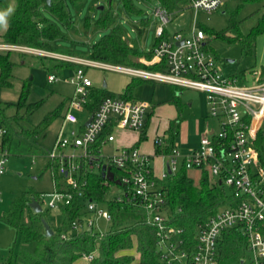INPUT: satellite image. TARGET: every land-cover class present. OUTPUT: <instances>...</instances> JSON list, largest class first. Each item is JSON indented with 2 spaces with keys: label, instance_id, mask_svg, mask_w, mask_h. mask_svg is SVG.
I'll use <instances>...</instances> for the list:
<instances>
[{
  "label": "built area",
  "instance_id": "1",
  "mask_svg": "<svg viewBox=\"0 0 264 264\" xmlns=\"http://www.w3.org/2000/svg\"><path fill=\"white\" fill-rule=\"evenodd\" d=\"M264 1V0H263ZM195 9L214 10L226 4V0H188ZM155 13L161 23L156 27V43L152 59H143L146 64H159V69L112 64L61 54L77 67L69 80L76 86V96L69 99L63 115L66 123H77L79 118L74 108L87 109L89 117L70 135L60 132L54 144L61 153L54 150L46 153L56 163V172L64 177L65 189L60 190L54 181L52 193L42 192L40 198L51 196L49 208L59 210L63 204L85 199L87 178L82 175L83 164L87 169L110 166L115 181H105L109 185H121L123 194L116 197L130 205V216L141 215L153 222L156 229L157 249L163 264H219V254L223 232L236 228L242 236V248L250 253L252 264H264V162L260 156L257 141L264 144V76H257L252 82L238 83L231 77H224L216 67L214 57L207 50L206 32L197 24L188 35L182 31L170 33L168 24L172 13L163 5ZM39 47L0 42V50L37 51ZM84 66L114 67L134 76L169 82L179 87L192 88L207 94L210 115L221 116L220 130L209 131L202 136L198 146L187 154H181L173 146L170 151H160L166 156L172 173L178 172V161L182 167L199 168L225 187H229L239 200L232 205L220 207L213 215L200 222L193 237H187L183 227L171 223L165 190L160 182L164 177L156 175L152 164L154 154L142 151L136 145L119 146L110 153L104 152L102 144L115 140L113 129L129 128L140 130L146 124L147 111L151 104L139 99L106 96L92 112L86 103L90 96L92 79L86 74ZM49 80L57 79L49 73ZM92 116L88 125L87 120ZM112 125L113 131L104 135L101 145L97 146L106 126ZM5 132L0 128V135ZM157 145L164 147V137L157 136ZM72 147L66 153L64 148ZM9 153L0 148V173ZM156 155V154H155ZM118 169L121 173H116ZM168 171L164 176L168 175ZM38 201L42 202L38 199ZM85 206L74 221V229L96 227L98 218L113 220V213L98 201L87 198ZM124 212V210H120ZM93 258V252L86 255Z\"/></svg>",
  "mask_w": 264,
  "mask_h": 264
},
{
  "label": "rangeland",
  "instance_id": "2",
  "mask_svg": "<svg viewBox=\"0 0 264 264\" xmlns=\"http://www.w3.org/2000/svg\"><path fill=\"white\" fill-rule=\"evenodd\" d=\"M226 1L222 7L210 11L197 10L189 2H185L182 8L172 13L168 29L170 33L182 31L188 35L196 23L198 28L204 29L206 32V48L214 57L219 72L224 77H231L236 82L242 83L244 81L243 72L264 65V31L256 37L252 53L244 49L239 38L241 35H249L257 30L256 27L264 15V1ZM64 2L71 18L70 22L60 19L49 8L42 9L43 18L52 21L60 30V34L51 40V43L59 51L40 47L37 48L39 49L37 51L11 50V57L17 62L13 69L14 84L12 87H0V100L15 102L19 98L23 79L29 78L31 80L29 101L44 99L43 103L32 112L25 113L24 108L17 109L14 105L5 108L4 112L8 119H11V127L17 134L23 133L25 128H32L49 111L65 101L59 116L46 128L45 133L31 138L16 136L13 138L10 148L7 149L9 155L4 164V170L0 173V260L13 252L16 253L20 245L15 228L3 218L12 199L26 191L38 195L42 192L52 193L54 191V167L49 165L50 159L46 153L54 150V144L60 132L70 135L90 115V112L85 108H74L73 111L77 114L79 121L66 123L63 126L62 115L67 108V101L77 95L76 86L69 78L74 76L76 68L81 67V64H70L71 66H62L59 69H50V67L61 65L63 62L72 63V61L64 59L61 54L91 58L94 43L110 32L114 26H121L133 44L144 51H149L156 42V27L161 23L160 17L155 13L156 9L162 6L160 0H82L80 2L64 0ZM16 3V0H6L0 6V13H7L6 22L0 23V42H4L1 35L7 28L9 17L14 11ZM130 4L132 7L129 6ZM101 6L103 8H100ZM8 9H11V12H8ZM103 16L108 17V20L103 26L98 27V22ZM231 24L233 25L230 26ZM226 29H229L228 35H222L221 32ZM40 57H43L44 61ZM84 67L86 74L92 79V86L99 89L105 88L107 96L121 97L126 83L138 78L114 67ZM49 73H55L57 79L49 80ZM135 81L133 96L152 104L147 111V116L153 115L152 128L156 122L160 124L156 130L153 128L150 131L148 138L142 142V148L145 146L152 148L155 135L162 133L168 120L178 114V110L173 104H160L165 99L172 97L175 91L183 102L180 113L181 125L174 141L175 147L181 154L189 153L200 143L202 136L211 129L220 130L222 117L210 115L205 92L158 80L138 78ZM110 147L111 144H108L107 148ZM74 150L78 149L64 148L66 153ZM54 151L57 154L62 152L58 147ZM166 161L167 158L161 156L152 159L155 173L164 178H166L164 176ZM178 169V172L186 171L194 183L200 185L203 177L201 169L194 167L183 169L181 160L178 161ZM226 188L231 193V189ZM124 191L125 188L121 185H109L106 193L107 200L101 202L102 206L108 208V200L123 194ZM50 199L51 196L41 197V202L43 209L51 212L50 224L56 229L61 225L62 217L58 210L48 209L47 203ZM221 207H226V205ZM24 220H28L27 213L24 214ZM97 221L96 227L101 231L109 230L113 225L112 221L104 218H98ZM28 247L33 249L34 243H30ZM129 252L137 256L135 248L130 249ZM220 257L221 253L219 254V264H252L250 253L242 246L239 247L237 255H224L221 259ZM73 264H90V261L85 255H82ZM131 264H140L138 256Z\"/></svg>",
  "mask_w": 264,
  "mask_h": 264
},
{
  "label": "trees",
  "instance_id": "3",
  "mask_svg": "<svg viewBox=\"0 0 264 264\" xmlns=\"http://www.w3.org/2000/svg\"><path fill=\"white\" fill-rule=\"evenodd\" d=\"M70 1L80 2L82 0ZM160 1L170 12L182 8L185 2L188 3V0ZM5 2L6 0H0V6ZM16 2V7L9 17L7 28L1 35L2 41L59 51L51 43V40L60 34V30L52 21L43 18L42 9L44 7L49 8L60 19L70 22L71 18L64 0H51L50 3L47 0H16ZM129 6L132 7V4ZM107 20L108 17L103 16L98 22V27L103 26ZM256 29L249 35H241L239 37L244 49L250 53L255 48L256 37L264 31V15ZM228 30H223L221 34L227 36ZM153 46L149 51L142 50L127 38L121 26H114L110 32L94 43L91 58L112 64L159 69V64H146L143 61V59H152ZM11 52V50L0 52V87H12L14 84L13 69L17 62L11 57ZM40 58L44 61L43 57ZM70 64L75 65L76 63L63 62L61 65L50 67V69L71 66ZM135 79L126 83L121 97L136 99L133 96V89L136 84ZM30 92L31 80L24 78L21 83L18 100L15 102L0 100V126L5 129V132L0 135V148H10L13 138L16 136L31 138L45 133L46 128L59 116L62 107L65 105V101L60 103L57 108L49 111L32 128H25L23 133L17 134L11 127V119H8L4 111L7 106L13 105L17 109L24 108L25 113L36 110L44 99L29 101ZM106 96L105 88L99 89L91 86L86 106L94 112ZM167 102L173 103L177 107L178 114L169 121L164 138L166 144L164 147L157 145L156 150L158 152L170 151L173 148L175 138L180 129V113L183 104L179 96L176 95V91L172 97L161 103ZM112 129V125L106 126L102 137L96 143L97 146L101 145V139L104 135L111 132ZM145 138L146 130L142 131L140 139L143 140ZM257 146L264 162L263 139L260 138L257 141ZM49 163V165L54 167V181L56 180L58 189L64 190V177L56 172V165L53 160H50ZM114 170L116 173H121L118 169ZM82 172V175L88 180V186L85 189V199L92 198L99 203L107 200L106 193L109 186L101 173L100 167L96 170L87 169L86 164H83ZM202 175L199 186L194 183L193 179L184 170L168 173L166 178L160 179L168 202L167 211L169 215L167 216L170 219L169 221L183 227L187 237H193L198 224L213 215L221 206L232 205L239 200V197L232 190L230 193L225 186L215 182L207 171L203 172ZM32 196L41 201L40 195L26 191L12 199L8 210L3 215V218L15 228L16 237L20 239V245L16 253L13 252L0 260V264H73L79 257L82 255L86 256L91 252H93V258L88 259L90 264H131L135 259V255L129 251L133 248L139 254L140 264H163L157 249L156 225L141 215L130 216L129 213H126L135 210V208L131 209L130 205L115 198L108 200V208L113 213V225L109 230L101 231L93 226L74 229L73 221L80 217L78 215L82 213L85 206V199L80 200L77 198L71 204H63L60 207L58 211L62 217V222L55 229L50 224L51 212L49 210L43 209L40 212H35L28 205V201ZM120 210H124V212ZM25 213L28 214L27 221L24 220ZM44 220L49 222L54 230L51 236L45 235ZM125 222L126 224H124ZM30 243H34L33 249L28 247ZM241 246L242 236L240 232L236 228L225 230L221 244V257L224 255H237Z\"/></svg>",
  "mask_w": 264,
  "mask_h": 264
},
{
  "label": "crops",
  "instance_id": "4",
  "mask_svg": "<svg viewBox=\"0 0 264 264\" xmlns=\"http://www.w3.org/2000/svg\"><path fill=\"white\" fill-rule=\"evenodd\" d=\"M263 68H264V65H261V66L259 65L258 67L256 66L255 68H253L251 70H248V71L243 72V79H244L243 82H247L248 80H250V82H252L254 79H256L257 76L263 77L264 76ZM160 104H161V102H160ZM170 104H173V103H170ZM182 104H183V102H182ZM176 109H177V107H176ZM152 116H153L152 114H150V115L147 116V118H146V124H145V126H144L143 129H140V130L129 129V128H117V129H113L114 131L113 130L112 131L115 134V140L114 141H111V142H107L105 144H102L104 152L110 153L113 150H115L116 147H119V146H129V145H135L136 144L142 151L147 152L149 154H154V157H157V156L166 157V156L161 155L156 150L157 149V144L155 142V139L157 138V136H160V135L165 138V134H166V129H167L168 123L173 118H171V119L168 120V122L166 124V127L164 126V128H163L162 133H160V134L157 133L155 135L154 142H153V147L152 148L151 147L148 148L147 146H145L143 148L141 147L142 142L148 138L150 131H152L153 128L156 130V127L158 128V126L160 125L158 122H156V124H154V126L152 128V122H153V117ZM180 125H181V123H180ZM144 130H146V138L143 139V140H141L140 139L141 138V133ZM210 131H212V129ZM108 144H111V147L109 149L107 148ZM167 164H168V159H167V161L165 163V172L168 171ZM137 256H138V259H139V254H137ZM137 256H135V257H137ZM139 263H140V259H139Z\"/></svg>",
  "mask_w": 264,
  "mask_h": 264
},
{
  "label": "water",
  "instance_id": "5",
  "mask_svg": "<svg viewBox=\"0 0 264 264\" xmlns=\"http://www.w3.org/2000/svg\"><path fill=\"white\" fill-rule=\"evenodd\" d=\"M48 3L51 2V0H47ZM100 8H103V6H101ZM92 119V116L87 120L86 125H88L90 123ZM168 167V172L172 173L171 168L169 166V164H167ZM102 175L103 177H106L108 180H113L116 183L120 184L121 181L118 178H115V174L114 171L111 169L110 166H106L105 164L102 166ZM28 205H30L33 210L35 212H40L43 210V206L41 205V203L38 201V199L35 196H32L31 199L28 201ZM44 226H45V235L46 236H51L54 232L53 228L51 227V225L49 224V222H47L46 220H44Z\"/></svg>",
  "mask_w": 264,
  "mask_h": 264
},
{
  "label": "clouds",
  "instance_id": "6",
  "mask_svg": "<svg viewBox=\"0 0 264 264\" xmlns=\"http://www.w3.org/2000/svg\"><path fill=\"white\" fill-rule=\"evenodd\" d=\"M8 12H11V9H8ZM7 13H0V23H4L5 21V17H6Z\"/></svg>",
  "mask_w": 264,
  "mask_h": 264
}]
</instances>
